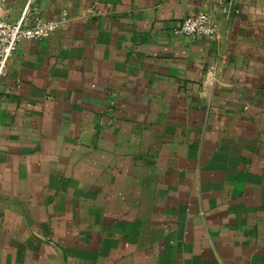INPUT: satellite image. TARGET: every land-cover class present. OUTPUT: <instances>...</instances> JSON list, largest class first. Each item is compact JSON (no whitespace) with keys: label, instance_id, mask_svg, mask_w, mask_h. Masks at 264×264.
I'll list each match as a JSON object with an SVG mask.
<instances>
[{"label":"crops","instance_id":"crops-1","mask_svg":"<svg viewBox=\"0 0 264 264\" xmlns=\"http://www.w3.org/2000/svg\"><path fill=\"white\" fill-rule=\"evenodd\" d=\"M236 4L33 1L66 17L0 78V264H264V0ZM200 12L216 36L174 33Z\"/></svg>","mask_w":264,"mask_h":264},{"label":"built area","instance_id":"built-area-1","mask_svg":"<svg viewBox=\"0 0 264 264\" xmlns=\"http://www.w3.org/2000/svg\"><path fill=\"white\" fill-rule=\"evenodd\" d=\"M33 1L27 0L21 18L10 23L0 16V78L5 74L7 64L16 51L21 40H42L48 38L65 20L66 13L61 20L44 19L39 15L30 19L33 13ZM221 10L227 16L240 14L236 0H219ZM3 1L0 0V9ZM217 26L207 12L189 16L180 21L174 28V33L184 37L216 36Z\"/></svg>","mask_w":264,"mask_h":264}]
</instances>
